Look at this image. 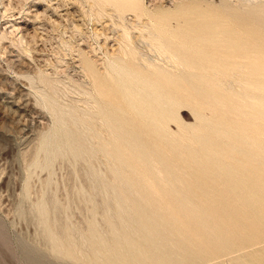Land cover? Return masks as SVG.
Listing matches in <instances>:
<instances>
[{
	"label": "rangeland",
	"instance_id": "374dc122",
	"mask_svg": "<svg viewBox=\"0 0 264 264\" xmlns=\"http://www.w3.org/2000/svg\"><path fill=\"white\" fill-rule=\"evenodd\" d=\"M263 3H264V0H251V1L250 0H134V4L135 5L138 4L135 7L136 9L132 7L131 8L126 7L124 10H119L116 6H113V5H105V4L102 5V3H100L97 0H0V264H28V260H27L28 256L26 258L27 252H29L30 254H35V256L38 255V257H40L41 260H44L42 261L44 264H91V263L92 264H99V263L102 264V262H106L107 260L106 254H110L111 252L113 255L110 254L109 264H113V263L122 264L121 260L118 259L120 255L115 251V249L117 248V247L115 248L116 246L115 240L117 239L115 236H117L118 233L121 230H123V229L120 230V228H122L121 226H124V229H126L128 225L135 226L134 228L138 227L139 228L138 230L141 233L143 231L144 232L150 231L152 227L153 228L151 232L155 231V233L162 230L161 232H159L160 234H162L165 230L166 233H169V234L173 233L172 236H175V238H172V239L174 240L176 245L179 243L177 246H175L172 240L171 242L174 246L172 244H170L172 246H169L168 242L166 243L165 240L163 242L162 240L163 236L161 235L162 239L160 241H162L163 243L161 242L159 246L152 248L153 251L152 250L151 251L153 253L151 252V256L149 255L150 257L147 258L144 264H151V263L152 264L153 263L154 264L155 263L156 264H170V263L171 264H264V231H262L264 230V228H260L264 226V223H262L264 222L263 221L264 220V216H263L264 215L263 214L264 213V198H263L264 182L262 183L261 179L256 177L258 176L257 171L259 168L257 167V165L260 162L259 163L253 162L255 158L253 160V155H250L253 152L249 151L250 152L249 155H244L248 151V149L249 150H253V149H250L245 145H243V148L242 146H240L242 150L241 148H238V147H234V149H231L233 148L231 147L230 149L232 151L237 152L233 155H231L233 152H230L231 153L230 154L229 151L228 152L226 151L227 150L226 149L222 153V156H225L224 162L226 164L222 160H220L221 165L219 164L220 166H218L217 162H219V159H222V158L221 157H219L218 159L213 158L211 159L212 161L208 160L212 157L208 156L209 153L208 155H206L205 151L207 150H206L205 144L202 143L204 145V147H202V144H200L201 145L200 146L198 143H196L199 141L198 139H201L199 138L200 137L199 135L206 136L205 134L207 133L208 136L206 137H211L216 131H225L224 125L222 126V124L220 123V126H219L218 119H217L219 116H217L218 114H216V111L214 109H211L210 105L213 103V101L217 99V97L221 98L224 95L226 96L228 94L227 92L234 93L237 89V92H235V94L236 93L238 94L239 93L238 91H240L238 90V88H236L235 90L229 89L230 91H227L223 95L224 92H222V89L224 91V87L227 88V86L221 83H227L228 81V77L224 78L225 75L227 76V72H225L227 70L225 66L226 62L224 60L226 57H225V54L224 55L220 54L221 56L223 55L225 57L224 59H221L223 58V56L221 57L218 54L220 51L217 52L216 50H212V49H216L214 47H217V45L214 43L213 40L211 42V38L215 39L216 36L220 35L219 33L224 31V29L223 30L221 29L225 28L224 23L226 21V17H225L226 15L224 14L227 10L231 9L234 11H240L242 9L244 10L243 8L244 6H245V9H247L248 7H250V5L251 7L252 5L259 6V5H264ZM247 5L249 6L246 8ZM163 13L165 15H162ZM203 14L206 15V17ZM165 16L166 18L168 17L167 21H165L164 23L166 26L161 27V24H158V23H163L162 19L160 18H163ZM175 16H177L178 18H175ZM209 17H212V18H209ZM223 17H225V19ZM200 18H203V19H200ZM206 18L207 20H204ZM197 21H202V22L197 23ZM200 23L202 25H200ZM215 23L216 24L219 23L218 25L221 24L220 26H224V27L220 28V27L214 26V28H212L213 24L216 25ZM218 28H220L221 30L220 32ZM208 29H211V31ZM214 30L217 31L218 33L213 32ZM153 32L156 34H154ZM212 32L213 34H211ZM204 33L206 34V36ZM198 35L201 38H199ZM214 35L216 36L214 37ZM155 37H158V39L163 37L162 38L163 40L162 39L161 40L165 42V45H167L166 47H171L173 48L175 52L177 51L176 52L177 56L176 57L173 56L172 58L171 57L172 55L164 53L165 51L162 50L163 49L162 46H160L158 39H156ZM216 41L218 40H215V42ZM221 42L219 43L221 44ZM210 43L214 44L213 47L211 46L212 44L210 45ZM219 46L220 45H218V47ZM210 47H212V49H207ZM209 50H212L213 51L212 53L214 52L217 53L216 56L213 54L214 58H212L213 55H211L212 57L208 56V54L210 55V52H211ZM130 52H133V54L135 53L136 54L133 55ZM207 56H208V59H205V60L206 61L208 60L207 62H209L210 64L208 63L207 66H205L203 64L207 62L203 59L206 58ZM218 56L221 58H219ZM216 57L218 58V60H214V59H217ZM180 59L182 62H185V61L186 62L185 63L179 62ZM219 59L223 61L218 62V65L217 64L214 65L215 61L216 62L220 61ZM211 60H214V61L211 63ZM195 62H198L200 64H202L203 62L205 63H203L202 66L198 64V67H197L198 69H196L195 65H197V63ZM181 63H182V66L178 65ZM191 63L194 65V66L192 65L193 67L189 65ZM221 63L222 65H220ZM186 64L189 65L188 70L190 69V67L194 68L193 72L196 70L200 71L202 69V68H199L200 66L201 67L205 66L206 68L209 66L208 69H210L211 71L209 70V73L208 72L207 73L210 74V72H212L213 70V72L210 75L211 77L212 76L214 77L213 79L217 78V77L215 78V75L216 76L219 75V79L217 78L216 82H220L221 87L214 88L213 86V90L212 89L211 90L213 92L215 91V89L217 90L214 93L211 91V92H208L207 94V91L203 92L205 87L200 86L201 89H199V87L197 88L196 85H195L196 87L195 88L191 84L190 85L189 84L186 85V83L184 84V82L186 81L192 82V81L197 80L198 78V77L189 75L190 73L187 72L188 66L185 67ZM114 65L117 68L114 67ZM123 65H125L126 70L129 73L126 72V70L121 71L123 70V68H121V67H124ZM127 65L131 71L128 70L129 68L127 67ZM216 66H219V67H216ZM220 69L221 71H223L222 72L223 75H221L222 73L220 74L219 72ZM148 70H150L151 72ZM156 70L159 72L161 70L160 72L162 75V76L160 75L162 77L161 79H158L160 76L156 78L153 77L154 76L153 74L155 73ZM162 71H164L166 78L171 77L170 79L172 80V82H174L173 80H176L175 82L177 81L180 82V80L181 81L183 80L181 82L182 84L178 82L179 90L177 89V86L174 87V85H176L177 83L171 86L169 83H168L169 85L167 83H166L167 85L164 83L166 80L165 81L162 80L164 77ZM189 71L191 72L192 70L190 69ZM109 72H111V74ZM140 72L142 73L146 72V73L144 75ZM198 73L203 74V71L198 72ZM148 75L150 76L152 75L153 78L158 79V83L153 82L152 77H151L152 79L150 80ZM142 76H146V78L148 77V79L146 81H143L141 78ZM138 77L141 78V79L139 78L141 83H138L139 82ZM136 78H137V81H136ZM136 82H137V85H134L136 84ZM128 84H130L131 87ZM180 84L186 85V86L182 87ZM247 86H245L246 89L241 92L242 94L240 93L239 95L246 96V94L253 93L251 87L248 86L251 89L250 90L249 88H247ZM200 90L201 91L203 90L202 91L203 93ZM205 90H208V89H205ZM181 92L183 94H181ZM256 93L259 94L258 92H255V94L254 93L253 94L256 95ZM214 95H216V97H212ZM260 95L262 96V94H259L258 96ZM156 98H158L161 102H159V100ZM187 100L190 102H188ZM208 102L211 104L209 105ZM194 105L197 107V109L195 108ZM209 107H210V111L208 109ZM158 112L159 113L161 112L163 115H160ZM106 113L113 120L112 127L115 128L117 131H119L118 129H121L119 131V134H116L120 142L118 146H120L121 144L126 147L125 150L128 148L127 149L129 150L128 153H130L131 155H132L131 150L133 148L132 150L134 153L133 155L136 158L135 157L133 158V155H132V158L130 156L128 157H130L131 159H134L132 160L134 162L138 161L139 154L141 155V153H145L142 150L147 151V152L152 151L151 152L152 155L154 157L156 156L155 158H158L156 159L157 161L159 159L163 161L164 159L162 156H160L161 154L160 152L165 151L166 148L168 149L171 145H172L171 148L168 149L171 155H173V152L175 153L177 152L178 154L180 153L179 151H175L176 149L173 150L172 149L173 147H178L177 148L178 150L179 149L182 150L184 148L188 149L189 147H191V149L190 148H189L190 150L186 149L187 153L184 152L185 149L182 150L184 152V155H186L185 156L186 158H182V159L180 158L181 155H178L177 153L174 155L175 156L177 155V157L180 156L179 158L177 157L174 158L170 154L167 156V150L165 151V153L163 152V155H165L164 157H166L163 163L165 164L167 162L165 164L167 166L164 165L165 167L160 162L163 166L162 169L165 168L163 170L162 169L156 170V169H159L161 165L159 166L158 164H156V162L154 165L152 163V159H150V161L148 159L149 162L146 160L148 164H146L145 162L141 163V161L139 160V162H137L136 165H134V163L131 162V159L129 158L130 162L133 163V167L136 166L135 170L131 169L133 168L132 164L125 158L126 156H123L122 160H125L126 162L128 161V164L129 163L131 164V165L129 164L131 168L128 166L129 169H127L128 164L125 161H122V160L120 161L122 157L121 153H124L125 155L126 154L130 155L127 152L125 153V150L122 151L121 150L122 148L120 149V147H123V146H120V147L116 146L115 148L116 151H112L113 152L112 154L114 155L113 156L114 160L112 159L113 162L109 160L108 157H105L106 155L105 152L102 153V148L104 149V151H105V148L107 149L106 151H108V150H112L115 147V145H117V143H115L114 140H112V137H108L109 133H107L108 131L105 127V124L110 126L109 125L110 123L108 122L107 119L102 118V116L104 117V115H107ZM153 113L156 114L158 117L160 116L162 120L164 119V116L166 117L164 120L167 119L168 115L170 117H168V121L166 120L164 122L163 120L164 123L162 121H159L156 118H153V119L158 120L159 122H162V123H159L156 121L157 122L156 123L154 122L155 121L154 120L153 121L154 123H153L151 122L152 117L154 116ZM173 113L176 116V118H172ZM123 115H125L126 117ZM157 116H154V117H157ZM128 119H130L131 121L129 122ZM177 119H178V123H175ZM101 120L103 121V123H101L102 122ZM210 120H213L211 121L213 123H211ZM214 122L215 123L217 122L218 125H215ZM131 123L134 127L131 126ZM209 123L211 127L214 128V130H212V128L209 129L208 127H206L209 125ZM115 125L119 128L115 127ZM179 125L180 126L182 125L181 126L182 128ZM197 125H199L200 127L198 126V128L196 129L195 127H197ZM158 126H160L159 128L161 127L162 128L165 127V128H163V130L161 128L162 130L161 131L158 128ZM185 126L188 129L185 128ZM192 127L195 130H193ZM133 128L137 129L136 132L134 131ZM183 128L187 129L188 133H185L186 130L184 131ZM199 128L201 130H198ZM205 128L209 129L210 131L208 130L206 132L207 129L205 130ZM125 130L128 132V134L125 133L126 132ZM211 130L214 131L212 132L213 134L211 133ZM158 131H161V132H158ZM166 131H168V133ZM198 131H201V132H198ZM202 131L205 134H201ZM91 132H92V135L93 134L95 135V133H98V135L97 134L95 135L96 137L93 136L95 137V140L92 141L93 143H91L90 141ZM181 132H183V134ZM190 133L191 134L193 133L195 135L198 134V137H196L195 139L193 138L194 135L193 137H191L192 135L190 136ZM164 134L168 136L166 137ZM170 134L172 135L170 136ZM209 134H211V136H209ZM102 135L103 136L105 135V136L102 137ZM98 136H101V137H99L96 140ZM147 136H149V139ZM156 136L158 137L160 136L159 138L162 139V142H160L159 145H157L159 142H155V141H159V139L157 140ZM87 137H90V138L88 139ZM153 137L156 138V140ZM183 137L187 139V141L184 140L186 142L183 141L184 139ZM189 137L191 140L189 139ZM263 137L260 138V141H262L261 139H264ZM134 139L136 140V142L139 141V143L138 142L136 143ZM150 139L151 141L153 140L154 141L151 142ZM192 139L197 140V141H192ZM98 140L100 141L99 143L101 145L100 146L101 148L99 147ZM105 140L108 145H102L104 144ZM110 140H112L113 142ZM130 140H131V144H130ZM208 140H210V138ZM108 141L111 144H109ZM199 142L201 143L203 141L200 140ZM152 143L154 144L156 143V144L154 145ZM162 143H164V145H161ZM165 143H166V146L168 145V147L165 146ZM135 144L140 145V147L138 148L140 149V151L136 148V146H134ZM193 144L194 146L197 145V148L194 147ZM206 144H210L209 141ZM181 145L186 146V147L183 148L181 147ZM109 146L112 148H110ZM263 146L264 144H262V147ZM161 147L162 148L164 147V148L162 149ZM85 148L86 149L90 148V150H88V153L90 152L92 154L89 155L90 153L88 154ZM99 148L101 149V151ZM158 148H160V150H158ZM224 148H228V147L225 146ZM236 148L238 149L236 150ZM80 151L84 153L82 152L80 153ZM238 151H240L243 154H240V152L238 153ZM225 152H227L228 154L226 153L227 155H224ZM199 153L200 155H197ZM204 153L206 156L203 155ZM86 154H88V156ZM115 154H117L116 156L118 157L119 161L118 160L116 161L115 158L117 157H115ZM118 154L120 157L118 156ZM158 154H159V157L157 156ZM195 155L197 156L198 161L195 160L196 158ZM236 155L238 156V158L239 156L242 157L243 155H244L243 157L249 156L248 158L251 161L249 162L250 164L247 161H245V159H248L246 157L244 158V160H243V157L239 159L237 158L238 160H236L235 158L237 157ZM192 156H194L193 157L194 160L191 161V165H190L189 160L191 159ZM199 156L200 158L203 157L204 160L202 158L200 159ZM226 156L231 157V158L232 156H234L233 159H235L236 164L233 159L230 158L231 159L230 160ZM146 157L148 158L149 156H146ZM167 157L168 159L170 157L169 159L170 161L167 160ZM136 159L137 161H135ZM172 159L173 160L176 159V160L173 161ZM240 160L245 161V162L243 161L242 162L247 166L243 167L244 164ZM124 162L126 163V166L125 164H122ZM176 162H177V165L180 163L179 164L180 167L178 165V169H176L177 165L173 164ZM199 162L201 163V167H200ZM206 162L209 168L213 164V166L215 167L214 169L213 167L211 168L213 169V171L209 170V168L206 167L207 166ZM210 162H213V163H210ZM110 163L111 164L113 163V164L111 165ZM115 163L121 165V167L123 165L124 167L118 168L117 164H116V167H113ZM139 163L141 164L144 163V165L146 164V166L142 165L141 167L139 166ZM149 163L153 166L149 165ZM157 163H159V161ZM182 163L185 164V165L183 164L185 166V169H183L184 167ZM193 163L199 166L195 167ZM239 163H242L243 168L240 167L241 165H238ZM256 163L257 165L255 166ZM169 164H170V170L168 167ZM172 164L175 166V168ZM147 165L151 166L152 168L148 167ZM181 165L183 168L181 167ZM232 165H236V166L232 167ZM250 165L252 167V171L254 173L257 172L256 176H254L255 174L252 171H249L251 169ZM110 166L111 168L113 167L112 170L109 169ZM193 166L195 167V170L191 171ZM143 167H145L144 169H147V171H144ZM186 167H187V170H186ZM218 167L219 169L221 168V171L222 169H224V171H222L224 172V174L222 173L221 175L220 171L216 173L218 170L216 168ZM228 167H229V170L226 169ZM123 168L124 169L126 168L125 169L126 171H124ZM138 168L139 169L141 168L144 172L150 173V175H153L151 176L152 178L150 179L153 181V178H155L154 180L156 182L155 181L153 182L155 186L157 184L156 187L158 191H161V188L163 186L164 189L162 188V191L163 190L165 191L167 189V192H165L167 195H169L168 192H171L170 199L174 200V202L173 201L171 202L172 206L173 204L179 201L180 205L181 204L183 205V202H184V205L186 206V204L188 203L187 207L189 206V208H192L193 206H195L192 210H194L197 207L195 211L196 213L198 211V213L195 216L198 219H196V217L194 216V214L196 213L191 212L192 210L191 209L189 210L187 207L186 209H188L191 212V216L188 215L190 214V212L185 211L186 209L184 210L186 213H183L184 211L182 209V206H178L179 203H177L178 205L175 204V206H177V208L176 207L175 208L178 209L177 211L175 208H174L175 211L168 208V207H171V205L169 204L170 202L169 203L165 202L164 199L166 201L168 200L170 201V199H168L169 196H166V194H163L164 191L160 193L163 195V197H161V200L164 201L163 203H165V205L168 204V206L163 205V207L164 206L165 207L164 208L161 207L162 206L161 204L163 203L159 200L158 198L159 195L154 194V199H158L156 201H160L159 203L161 206H157L158 204L156 203V201L154 200L152 201L151 199L153 196L152 191H150L152 196H148L150 194V193L148 194L149 187H147L146 189V185L144 183V178L146 174L143 173L142 170L141 169L139 170ZM188 168L190 169L189 173L188 174L186 173V175L183 174L185 172H188ZM149 169L152 171H149ZM180 170L182 172H180ZM238 170L240 171L239 173H238ZM241 170L242 172L243 171H247V172H243L242 174ZM254 170H256V172ZM131 171L132 172L134 171V172L131 173ZM159 171H162V174ZM111 172H113V175L111 174ZM122 172L124 174L126 173L125 176ZM135 172L139 173L138 174L139 176L142 174L141 175L142 178L144 177L143 180H141L142 178L140 179V177H138V180H137V173ZM171 172L173 173V175ZM210 172L216 173L215 175L214 173H212L213 178L211 177V175L210 176L206 175V174H210ZM229 172H232V173L228 174ZM134 173L136 176L131 175ZM225 173L228 174V176L225 175ZM251 173L253 174V178H252ZM194 174L198 176L195 177ZM219 174L221 177L218 176ZM241 174L243 176H241ZM126 175H129L127 176L128 182L126 181V178H127ZM171 175L172 176L176 175L175 176L176 180L178 181L180 180V182H177L175 178L174 179L171 178ZM216 175L221 179V181L224 180L225 182L226 181L227 182L226 183L219 182L220 179L217 180ZM223 175L226 176V178L223 177L222 179ZM118 176L120 177V179L121 178L123 179L124 177H126L123 180L126 183L121 184L123 181H121L122 179L121 180L118 179L119 178ZM191 176H193L192 179L190 178ZM199 176L200 177L204 176L205 178L203 177L202 178L203 180L201 179V182H200L198 181ZM200 177H199V180H200ZM208 177H211V178L209 179ZM229 177L230 178L232 177L231 181L234 180L233 183L231 184H230V181L227 180ZM255 177L257 180L255 179ZM163 179L165 180L172 179L170 183L171 184L173 182L174 183L172 185L170 184L171 185L170 186L168 185L169 181H165ZM188 179H191L189 180L190 182L189 181L187 182ZM212 179L213 180L216 179L217 181L216 180H215L216 182L213 181L215 182V184L210 185L209 183H211ZM238 180L239 181L241 180V181L239 182ZM183 181H185L186 185L184 184ZM202 181L205 183H203ZM118 182H120L119 185L121 184L122 186L120 185L119 187ZM129 182L132 184H128ZM157 182H160L161 184L158 185L159 183ZM218 182L220 184L224 183V185L228 184L229 185V186L227 185L228 189L223 188V187H226L223 184H222L223 187L222 186L219 187V185L216 184ZM141 183H144V184H141ZM182 183L185 185V187ZM189 184H192V185H189ZM203 184L205 185L203 186ZM207 184L211 187L209 188L205 187ZM257 184L260 187H257L258 186ZM143 185H144L145 190L143 188ZM179 185L181 186L183 185L181 188L184 187V189H187L186 188L187 186L190 189L193 186L197 189L196 186L199 185L197 189L199 192H197L195 188H192V190H195L194 195L200 194L199 196L201 199L200 200L198 199V201H195L194 203V201L192 200H197V199H194L195 197L193 195H186L185 193H182V191H180V188H178ZM236 185L240 187H237ZM123 186L129 189L126 188V190H124ZM158 186L160 187L158 188ZM254 186L259 191V193L257 194H260V192H262L261 197L257 195L258 197L263 198V200L261 199L260 201L261 203L259 202L260 200L259 198L257 200L255 197H253V195L256 196L255 195L256 193L254 194L253 192V191H256ZM134 187L137 190H135ZM140 187L143 188V190ZM203 187H205L206 189H204ZM130 188H131L132 194L130 193L129 196H132L135 193V196L133 197L136 198L135 201H137L138 203H134V199H132L133 197L128 198L129 196L127 195V193H125L127 192V190H129L128 192H130ZM246 188L249 190H246ZM258 188L259 189L261 188V189L259 190ZM138 190L140 191V193H138ZM218 190L221 194L219 192H218L219 194L217 193ZM250 190H251L250 193L253 192V194L249 197ZM179 191L181 192V194H178ZM145 192L147 193V196L144 195ZM172 192L174 194L177 193L179 196L175 195L177 196V198L174 197V194H172ZM196 192L199 194H197ZM204 192L206 193V196L207 194L210 196L211 193H212V196L206 197L204 196L205 194ZM239 192L242 194L239 195ZM119 193L123 194V196H125V194L128 196V197L125 196V198L122 199L123 200L122 202H124L122 203V206H121V201H119L118 196H120V198H123V196L120 195ZM213 193L215 194L213 195ZM222 193H223V198H225L226 201H224L225 199L220 200L221 198L220 196H222ZM233 193L235 194L238 193V195H235ZM201 194H203V196H201ZM185 195L187 197L189 196L188 197L189 200L187 199ZM226 195L228 197H226ZM242 195H244L243 199L241 198ZM112 196L114 198L116 197L115 198L116 200H114ZM238 196H240V198H237ZM138 197L140 198L142 197V199ZM147 197L151 200L148 201L149 199H147L146 201ZM202 197H204L203 199H205L206 201L201 202L203 201ZM231 197H234V198H231ZM235 197H236V200H235ZM248 197L252 199H249ZM180 198L184 199L185 201L187 200V202L185 203V201L183 202L180 201L182 200ZM196 198H198V196H196ZM228 198L232 200L230 199L228 200ZM253 198L255 199V202L253 201L254 200ZM128 199H130V201ZM177 199L178 201H176ZM233 199L235 200L234 202H233ZM116 201L118 202L116 203ZM131 201H133V203ZM150 202L151 204L153 202L151 206L154 205V202L155 204H157V205H154L157 208H155L154 206L152 207L153 209L151 208L153 211L148 207L149 206L148 203L150 204ZM196 202H198L197 204L199 206L196 204ZM205 202L208 204H204ZM216 202L218 204H216ZM245 202L247 203V205ZM256 202H259L258 206L260 205V207L256 205ZM130 203L133 206H131ZM189 203H192V204H189ZM141 204L144 205L145 208ZM230 204L231 206H229ZM136 205L138 208L135 207ZM139 205L141 206L139 207ZM202 205L208 206V208L206 206V210L209 208L211 209V210L209 209L208 212L212 216L207 215V211H205V208H204L205 206L202 207ZM219 205L221 208L218 207ZM225 205L229 209H227ZM249 205H251L252 207ZM254 205H256V207H253ZM134 207H135V210L131 209ZM158 207L163 208V209H159V211L161 210L160 213H158L159 212ZM232 207H234L233 209H235V207L238 208V209L237 208L235 209V212L236 211L239 212L240 211L239 209L241 207L240 213L245 211L242 209H246L247 212L245 213L243 212L244 213L243 216L245 215V218H243V216L238 212L237 213L240 215L237 216V214L233 212ZM249 207L252 208L253 210L249 209ZM256 208L260 209L261 211L259 212V210H257ZM138 209L141 210L142 213L140 211L138 212L141 215L145 214V216L144 215L141 216L137 212ZM146 209H150L151 211L150 210H147V211L148 212L150 211L153 214L148 213L147 211L145 212ZM164 209L168 211L171 210L172 214L177 213V212L178 213L174 216V214L173 215L170 214L171 211L170 212L167 211L166 213L168 215L167 216L166 214H163L165 212ZM154 210H156L157 212ZM180 210H181V215H182L181 218H184L183 221H181L182 219H180L179 221V218H180L179 211ZM203 210H204V213L206 214L203 213ZM127 211L129 212L131 211V212L130 213L128 212L129 214L127 213L128 214L127 215L126 214ZM135 211L138 214L133 213ZM200 211L202 213H199ZM154 212H156L158 215L155 214ZM227 212L231 214L228 215ZM131 214L132 215L136 214V215L131 216ZM146 214H148L147 216L151 215L149 216L151 219L150 218L148 219ZM154 214H155V217H152L154 216ZM184 214H187V215H184ZM125 215H127L126 217L128 218H126ZM163 215H166V216H164L163 218ZM231 215L233 216L231 217ZM129 216H131L132 218ZM192 216L194 220L191 218ZM221 216L222 218L225 217V220H227V218L229 217L228 219L229 221L231 220L230 222L231 226H233L234 224L237 225V226L234 225L235 227L234 226L232 227L235 232H233L232 229L226 230V228L225 229L223 228L222 230V231L225 230L224 232L226 234L229 232L227 235L228 236L232 235V238L231 237L229 238L228 236H226L224 232L219 231L221 227L220 228L218 227L219 229L217 228V226L219 225L218 222L222 223L224 221V223H228V220L226 222L225 220H223L224 218L221 219ZM123 217H125L126 220L131 218L130 221L135 220V222L133 223L131 221V223H129V220H128V223H127L125 221V218ZM143 217L146 219H144ZM156 217L159 218L160 221ZM170 217L174 220L172 221ZM202 217L203 219L205 218L208 219V220L205 219V221L208 223L204 227H208L207 230L210 229V231L209 230L207 231L205 228L203 230L205 234L201 233V235L197 234V236L196 235L192 236L191 232H188L190 231L188 230L189 227L192 226L194 223H197L198 221L202 220L200 219ZM122 218L124 219L123 221L120 220ZM175 218H176V221H175ZM188 218L191 220H188ZM167 219H170V220L168 221ZM240 219L241 221H239ZM243 219L244 220L247 219V220L244 221ZM140 220L143 222H141ZM156 220H158V222ZM192 220L194 221L193 223H192ZM216 220H217V223H216ZM234 220H235V223H234ZM153 221L155 223V226L157 225L158 228L157 227L155 228L154 224H152ZM170 221L172 223H169ZM245 222L250 223V224H247L248 226L244 225ZM165 223L168 225L170 224L171 226L169 227ZM177 223L178 224L180 223L181 225L184 223L182 225L183 229L179 228V226L181 227V225L179 224L178 226ZM240 223L242 225H239ZM150 224L152 227L150 226L148 227V225ZM210 224L213 225L212 230H211V227L209 228V226H211ZM250 225L251 227H249ZM242 226H245V227H242ZM237 228H240L241 231H239V229ZM248 228H251L252 230ZM115 229L116 231L117 230H120V231L119 232L117 231L116 232L117 235L115 233V236H114ZM245 229H247V231ZM183 230L184 232H186L185 234H183ZM171 231L172 233H170ZM248 231L249 233H247ZM209 232L210 234H207V235H210V236L207 237L206 233H209ZM219 232H220V235H219ZM243 233L245 235H242ZM253 233L256 235L257 233L258 235L259 234H262V235H260L259 237L258 235L257 236L255 235L256 238L258 237V239H256L254 235H252L254 238L251 236V234ZM174 234H178L179 236L177 235L178 237H176V235ZM246 234L248 237L246 236ZM222 235L224 236L222 237ZM180 236H182V239H184V241L180 238ZM198 236H201L200 239ZM195 237L197 240H195ZM220 237L221 239H219L218 241V238ZM227 237L228 239L225 240ZM206 238H209V239H206ZM222 238H224V240ZM83 240L85 242H81ZM98 240L101 243H104L102 247L103 249L98 248L99 244L98 245L96 243L93 244L94 242H98ZM203 240L204 242H207V245H205ZM188 242H190V244H188ZM66 243H70L72 246H74L75 243L77 244L76 247L74 246V248H77L74 253H73V250L69 249L68 251V249H66L70 245ZM81 243L83 244V248L80 246L82 245ZM104 245L106 246V248L109 247L110 252H108V248L106 249ZM208 245L211 246V248ZM182 246L185 248H183ZM172 247H174L176 250L173 249ZM176 247L178 249L182 247L180 251L182 250L183 251L180 252L179 250H177ZM192 247H195L196 251H194L195 249ZM79 248H81V251ZM97 248L99 250L101 249L105 250V252L104 251L102 252L103 254L102 257L100 255L97 256L99 260L98 258H96V255H97L96 253L97 251H99L97 250ZM60 249L62 250V252ZM141 249L143 251L145 250L147 252L149 251V249L147 248V246L145 247V245H141ZM214 250L215 251L217 250V251L215 252ZM177 251H179V253ZM158 253H159V256H158L159 258L157 257ZM162 254L166 256V258H164ZM100 257L102 258V260L104 258L105 259L102 261ZM114 258L116 259L112 261ZM91 259L92 261H90ZM149 259L153 261L149 263L148 262ZM156 259L157 260L160 259L162 262H159V263L155 262L157 261Z\"/></svg>",
	"mask_w": 264,
	"mask_h": 264
},
{
	"label": "bare ground",
	"instance_id": "6f19581e",
	"mask_svg": "<svg viewBox=\"0 0 264 264\" xmlns=\"http://www.w3.org/2000/svg\"><path fill=\"white\" fill-rule=\"evenodd\" d=\"M97 1H99L100 3H102V5L103 4H105V5H113V6H116L119 10H124L126 7H132V8H135L137 5H135L134 4V0H97ZM251 1V0H250ZM248 4V3H247ZM259 4V3H258ZM264 4V3H263ZM249 5H247L246 6V8L248 7ZM243 7V6H242ZM244 8V10L242 9V10H240V11H234V10H231V9H229V10H227L226 12H225V14L224 15H226L225 17H226V21H225V28H222L221 30H223L224 29V31H222L221 33H219L220 35H218V36H216V35H214V37H215V39H212L211 38V42H212V40L214 41V43L217 45V47H214V48H216V49H212V47H213V43H210V45L212 46V47H210V48H207V49H212V50H216L217 52H219L218 54L220 55V54H225V57L223 56V58H221V57H219V58H221V59H224L225 60V66H226V71L225 72H227V76L225 75L224 76V78L226 77H228V81H227V83H221V84H225V86H227V88H225L224 87V91H223V89L222 88H220V89H222V92H224L223 93V95L227 92V91H230V90H235L236 88H238V90H240V91H238L239 93L237 94H235V92H237V89H236V91L234 92V93H229V92H227L228 94L225 96H222L221 98H218L217 97V99L215 100V101H213V103L211 104V103H209V105H210V107H211V109H214L215 111H216V114H218L217 116H219L217 119H218V123H219V126H220V123L222 124V126L224 125L225 126V131H216L214 134L212 133V132H214V131H212V130H214V128L213 127H211V125H210V123H209V125L208 126H206V127H208L209 129H211L212 128V130H211V133L213 134V136H211V134H209V136H211V137H206V136H208L207 135V133L205 134V133H203V131H202V133L201 134H205L206 136H203V135H199L200 137L199 138H201V139H198L199 141L201 140V141H203V142H196V143H198L199 145L200 144H202V143H204L205 144V147H206V150L207 151H205L206 152V155H208V153H209V155L208 156H210V157H212V158H210V159H208V160H211V159H218L219 157H221L222 159H219V162H217L218 163V166H220L221 164H220V160H222L223 162H224V159H225V156H222V153L224 152V150H226L227 152L229 151V153L230 152H233L231 155H233V154H235V153H237V152H234V151H232L231 149H234V147H238V148H241L240 146H242V148H243V145H245V146H247L248 148H250V149H253V150H249L248 149V151L244 154V155H249V151H251V152H253L252 154H250V155H253V160H254V158H255V160L253 161L254 163L255 162H257V163H259L258 165H257V163L255 164V166L257 165V167H259L258 168V176H256V174H257V172H256V170H254L256 173H254L253 171H252V167H251V165H250V167H251V169L249 170V171H252L255 175L254 176H256V177H258L259 179H261V181H262V183L264 182V146L262 147V144H264V139H261L262 141H260V138L261 137H263L264 136V5H252V7H251V5H250V7H248L247 9H245V6L243 7ZM136 9V8H135ZM138 9V8H137ZM239 9H240V7H239ZM196 11V10H195ZM225 11V10H224ZM183 12V11H182ZM187 12V11H186ZM204 12V11H203ZM177 13H179V12H177ZM199 13H201V12H199ZM180 14H181V12H180ZM162 15H165L164 13L162 14ZM204 15V14H203ZM156 16H158V15H156ZM187 16V15H186ZM193 16V15H192ZM191 16V17H192ZM205 17H206V15H204ZM204 16H202V17H204ZM210 16V15H209ZM160 17V16H159ZM182 17V16H181ZM188 17V16H187ZM189 17H190V15H189ZM208 17V16H207ZM213 17V16H212ZM212 17H209V18H212ZM225 17H223L224 19H225ZM175 18H178L177 16H175ZM194 18V17H193ZM197 18V17H196ZM199 18V17H198ZM209 18H208V20H209ZM160 19H162V22L163 23H158V24H161V27L163 26H166L164 23H165V21H167V19H168V17L166 18V16L165 17H163V18H160ZM170 19V18H169ZM200 19H203V18H200ZM204 20H207V18L206 19H204ZM183 21H185V20H183ZM190 21V20H189ZM212 21V20H211ZM220 21V20H219ZM224 21V20H223ZM159 22H161V21H159ZM196 22V21H195ZM195 22H193V23H195ZM199 22H202V21H197V23H199ZM204 22V21H203ZM205 22H207V21H205ZM213 23V22H212ZM220 23V22H219ZM218 23V24H219ZM216 24V23H215ZM218 24H216V25H214L213 24V27L212 28H214V26L216 27H224V26H220V25H218ZM198 25V24H197ZM200 25H202L201 23H200ZM160 28V27H159ZM211 28V29H212ZM220 28H218V30H219V32L221 31L220 30ZM161 29H163V28H161ZM211 29H208V30H210L211 31ZM215 30H217V29H215ZM213 31V32H215V33H218L217 31ZM209 31V32H210ZM166 32H168V31H166ZM200 32H201V30H200ZM205 32V31H204ZM207 32V31H206ZM213 32L211 33V34H213ZM154 33V32H153ZM154 34H156V33H154ZM162 34H163V32H162ZM173 34V33H172ZM176 34V33H175ZM205 34V33H204ZM207 34H209V33H207ZM153 35V34H152ZM157 36H158V34H157ZM161 36H163V35H161ZM175 36V35H174ZM199 36V35H198ZM203 36V35H202ZM205 36H206V34H205ZM160 37V36H159ZM167 37V36H166ZM213 37V38H214ZM156 39H158V37H155ZM163 38V37H162ZM162 38H160V39H158V42L160 43V46H162V50L163 51H165L164 53H166V54H170V55H172L171 57L173 58V56L174 57H176L177 56V51L175 52L174 50H173V48H171V47H166L167 45H165V42L164 41H162L163 39ZM199 38H201L200 36H199ZM209 38V37H208ZM162 39V40H161ZM167 39V38H166ZM155 40V39H154ZM173 40V39H172ZM215 40H218V41H216L215 42ZM220 40V41H219ZM175 41V40H174ZM199 41V40H198ZM206 41V40H205ZM210 41V40H209ZM223 43H222V42ZM201 42V41H200ZM199 42V43H200ZM207 42V41H206ZM206 42H205V44H206ZM219 42H221V44L219 43ZM156 44V43H155ZM196 44V43H195ZM203 44V43H202ZM224 44V45H223ZM159 45V44H158ZM172 45V44H171ZM209 45V44H208ZM218 45H220L219 47H218ZM155 46H157V45H155ZM181 46V45H180ZM206 46V45H205ZM207 47H209V46H207ZM160 48V47H159ZM204 48H206V47H204ZM222 48V49H221ZM189 49V48H188ZM159 50V49H158ZM194 50V49H193ZM204 50V49H203ZM212 50H209V51H211L210 52V55L208 54V56H211V55H215L216 56V54L217 53H212L213 51ZM221 50H222V52H221ZM192 51V50H191ZM205 51V50H204ZM208 51V50H207ZM193 52V51H192ZM130 53H132L133 54V52H130ZM135 53V52H134ZM162 53V52H161ZM136 54V53H135ZM135 54H133V55H135ZM205 54H207V53H205ZM127 55H129V54H127ZM201 55V54H200ZM214 55H213V57L212 58H214ZM181 56V55H180ZM208 56L206 57V58H204L203 60H205V59H208ZM136 57V56H135ZM134 57V58H135ZM168 57V56H167ZM194 57H195V55H194ZM169 58V57H168ZM188 58V57H187ZM202 58V57H201ZM210 58V57H209ZM217 58V57H216ZM133 59V58H132ZM176 59V58H175ZM177 59H179V58H177ZM189 59V58H188ZM195 59V58H194ZM196 60H198V59H196ZM201 60V59H200ZM214 60H218V58L217 59H214ZM214 60H211V63L214 61ZM220 60V59H219ZM177 61V60H176ZM191 61V60H190ZM193 61V60H192ZM206 61V60H205ZM208 61V60H207ZM206 61V62H207ZM209 61H210V59H209ZM221 61H223V60H220V61H215V64L214 65H218V62H221ZM179 62H182L181 61V59H180V61ZM186 62V61H185ZM185 62H182V63H185ZM198 62H200V61H198ZM198 62H195V63H197V65H195V67H196V69H198L197 67H198V64H200V63H198ZM178 63V62H177ZM182 63L181 64H178V65H181L182 66ZM194 63V62H193ZM203 63H205V62H203ZM202 63V64H203ZM209 62H207V63H205V64H203V65H205V66H207V64H208ZM223 63V62H222ZM222 63L220 64V65H222ZM135 64V63H134ZM202 64H200L201 66H202ZM210 64V63H209ZM212 64V65H213ZM133 65V64H132ZM136 65V64H135ZM134 65V66H135ZM189 65H193L192 63L191 64H189ZM189 65H185V67H187V70H188V68H189ZM124 67H125V65H123ZM183 66H184V64H183ZM194 66V65H193ZM192 66V67H193ZM199 67V68H202L200 71H198V70H196V71H194L193 72V69L194 68H192V67H190V69L192 70L191 72L188 70L187 72H189L190 74V76H195V77H198L197 78V80H195V81H192V82H188V81H186V82H184V84L186 83V85L187 84H191L192 86H194L195 87V85H196V87L198 88L199 87V89H201L200 88V86L201 87H205L204 88V91L203 92H206L207 91V94H208V92H211L212 90H213V86H214V88L215 87H221V84H220V82H216V79L218 78L219 79V75L218 76H216L215 75V73H214V75H215V78L216 79H213L214 77L212 76H210L211 75V73L213 72V70H212V72H210V74H208L209 73V70L210 69H208V67L206 68L205 66V68L204 67ZM114 67H116L115 65H114ZM120 67V66H119ZM124 67H121V68H123V70H121V71H125L126 70V67H125V69H124ZM127 67H128V65H127ZM133 67V66H132ZM138 67V66H137ZM184 67V68H185ZM214 67V66H213ZM212 67V68H213ZM216 67H219V66H216ZM220 67H222V66H220ZM117 68V67H116ZM129 68V67H128ZM134 68V67H133ZM204 68V69H203ZM210 68H211V66H210ZM214 69V68H213ZM217 69V68H216ZM128 70H130V68L128 69ZM133 70V69H132ZM144 70V69H143ZM159 70V69H158ZM215 70V69H214ZM218 70V69H217ZM114 71V70H113ZM131 71V70H130ZM134 71H135V69H134ZM148 71H150V70H148ZM152 71H154V70H152ZM157 71V70H156ZM156 71H155V73L153 74L154 76L153 77H159L160 75H161V70H160V72L159 71H157V73H156ZM203 71V74H200V73H198V72H202ZM211 71V70H210ZM126 72H128L127 70H126ZM151 72V71H150ZM160 74H159V73ZM208 72V73H207ZM220 74L223 72V71H221V69H220ZM225 72H224V74H225ZM110 74H111V72H109ZM113 73V72H112ZM129 73V72H128ZM134 73V72H133ZM132 73V74H133ZM139 73V72H138ZM137 73V74H138ZM140 73H142V72H140ZM146 73V72H145ZM145 73H142V74H144L145 75ZM162 73H163V81H165L164 83L166 84H170V86L171 85H174V84H176V85H174V87L175 86H177V89H178V85H179V83H181L182 81L180 80V82L179 81H177V82H175L176 80H173L174 82H172V80L170 79V78H166V76H165V73H164V71H162ZM188 75V76H189ZM221 75H223V73L221 74ZM149 76V78H150V80L153 78L152 77V75L150 76V75H148ZM162 76V75H161ZM159 77L158 79H161L162 77ZM126 77V76H125ZM152 77V78H151ZM223 77V76H222ZM248 77V78H247ZM114 78V77H113ZM140 77H138V79H139ZM142 78V80L143 81H146L147 79H148V77L146 78V76H142L141 77ZM140 78V79H141ZM155 78H153L152 80H153V82H156V83H158V79H155ZM166 78V79H165ZM140 79H139V82L138 83H141L140 82ZM171 80V81H169V80ZM196 79V78H195ZM162 80H160V81H162ZM168 80V81H167ZM224 80V79H223ZM227 80V79H226ZM136 81H137V78H136ZM185 81V80H184ZM219 81V80H218ZM179 82V83H178ZM129 83H131V82H129ZM160 83V82H159ZM162 83V82H161ZM163 83V84H164ZM173 83V84H172ZM148 84V83H147ZM154 84V83H153ZM166 84V85H167ZM168 84V85H169ZM182 84V83H181ZM180 84V85H181ZM127 85V84H126ZM125 85V86H126ZM128 85H130V84H128ZM132 85H133V83H132ZM134 85H137V82H136V84H134ZM150 85V84H149ZM161 85V84H160ZM186 85H181L182 87L183 86H186ZM249 86V87H251V89H252V92L255 94V92H258L259 94H262V96L260 95V96H258L259 94H257L256 93V95H254L253 93H250V94H246V96H243V95H239L243 90H245L246 88H245V86ZM151 86V85H150ZM164 86V85H163ZM247 86V88H249ZM100 87V86H99ZM130 87H131V85H130ZM161 87V86H160ZM165 87V86H164ZM188 87V86H187ZM195 87V88H196ZM102 88V87H101ZM180 88V87H179ZM99 89V88H98ZM160 89V88H159ZM170 89V88H169ZM183 89V88H182ZM205 89H208V90H210V91H208V90H205ZM212 89V90H211ZM230 89V90H229ZM250 89V88H249ZM248 89V90H249ZM250 89V90H251ZM175 90V89H174ZM179 90V89H178ZM186 90V89H185ZM198 90V89H197ZM217 89H215V91H216ZM103 91V90H102ZM181 91V90H180ZM179 91V92H180ZM196 91V90H195ZM201 91V90H200ZM199 91V92H200ZM201 91V92H202ZM214 91V92H215ZM247 91V90H246ZM245 91V92H246ZM255 91V92H254ZM163 92V91H162ZM198 92V91H197ZM202 92V93H203ZM213 92V91H212ZM213 92V93H214ZM220 92V91H219ZM233 92V91H232ZM104 94V93H103ZM179 94V93H178ZM181 94H183L182 92H181ZM180 94V95H181ZM191 94V93H190ZM242 94V93H241ZM243 94H244V92H243ZM105 95V94H104ZM193 95V94H192ZM200 95V94H199ZM212 95V94H211ZM217 95H219V94H217ZM222 95V94H221ZM148 96V95H147ZM103 97V96H102ZM163 97V96H162ZM171 97V96H170ZM185 97V96H184ZM189 97V96H188ZM206 97V96H205ZM212 97H216V95H214V96H212ZM164 98V97H163ZM169 98V97H168ZM187 98V97H186ZM207 98V97H206ZM156 99H158V98H156ZM183 99V98H182ZM155 100V99H154ZM159 100V99H158ZM157 100V101H158ZM177 101V100H176ZM188 101V100H187ZM190 101H191V99H190ZM190 101H188V102H190ZM159 102H161L160 100H159ZM171 104V103H170ZM156 105H157V103H156ZM165 105V104H164ZM190 105V104H189ZM209 105H207V106H209ZM147 106V105H146ZM168 106V105H167ZM195 106V105H194ZM205 106V105H204ZM210 107L208 108L209 109V111H210ZM195 108L197 109V107L195 106ZM194 108V109H195ZM207 108V107H206ZM205 108V109H206ZM106 109V108H105ZM108 109V108H107ZM110 109V108H109ZM112 109V108H111ZM113 110V109H112ZM193 110V109H192ZM201 110H202V108H201ZM111 111V110H110ZM149 111V110H148ZM160 111H161V109H160ZM205 111V110H204ZM114 112V111H113ZM165 112V111H164ZM218 112V113H217ZM159 113V112H158ZM107 114V113H106ZM160 115H163L161 112L159 113ZM104 115V114H103ZM118 115V114H117ZM153 115L154 116H157L156 114H154L153 113ZM173 115H174V113H173ZM172 115V118H176V116L174 115L173 116ZM177 115H178V113H177ZM215 115V114H214ZM101 116H102V114H101ZM106 116V117H105ZM119 116V115H118ZM123 116H125V115H123ZM152 117V121L151 122H153L154 120V122H159V121H162L163 122V120L166 118L165 116H164V119L162 120L161 118H160V116L157 118V117ZM166 116H167V114H166ZM216 116V117H217ZM98 117H99V115H98ZM126 117V116H125ZM162 117V116H161ZM168 117H170L169 115H168ZM168 117H167V121H168ZM214 117V116H213ZM102 118H105V119H107L108 120V122L110 123L109 125L110 126H108L107 124H105V127H106V129H107V133H109L108 134V137H112V140H114V142L115 143H117V145H115V147L112 149V150H108V151H106L107 149L105 148V151H104V149L102 148V153L103 152H105L106 153V155H105V157H108L109 158V160H111L112 162H113V152L112 151H116V146H118L119 145V139L117 138L118 136H116V134H119V131L121 130V129H118L119 131H117L115 128H113L112 127V119H111V117L110 116H108V114L107 115H104V117L102 116ZM122 118V117H121ZM128 118V117H127ZM153 118H156V119H158V120H156V119H153ZM160 118V119H159ZM94 119V118H93ZM124 119V118H123ZM122 119V120H123ZM216 119V120H217ZM103 120V119H102ZM101 120V121H102ZM125 120H126V118H125ZM129 120V122L131 121L130 119H128ZM127 120V121H128ZM133 120V119H132ZM166 120H164V122L166 121ZM126 121V122H127ZM147 121V120H146ZM175 121V120H174ZM173 121V122H174ZM211 121H213V120H210V122ZM125 122V123H126ZM134 122V121H133ZM153 122V123H154ZM156 122V123H157ZM162 122H159V123H162ZM163 122V123H164ZM101 123H103V121L101 122ZM124 123V122H123ZM152 123V124H153ZM172 123V122H171ZM175 123H178V119H177V121L175 122ZM180 123V122H179ZM207 123V122H206ZM211 123H213V122H211ZM217 123V122H216ZM215 122H214V124L215 125H218V123L216 124ZM166 124H167V122H166ZM166 124H164V125H166ZM127 125V124H126ZM155 125V124H154ZM157 125V124H156ZM168 125H169V123H168ZM214 125V126H215ZM119 126V125H118ZM131 126H133L132 125V123H131ZM171 126V125H170ZM180 126V125H179ZM182 126V125H181ZM180 126V127H181ZM194 126V125H193ZM198 126L199 125H197V127H195L196 129L198 128ZM87 127V126H86ZM101 127V126H100ZM104 127V128H105ZM115 127H117L116 125H115ZM121 127V126H120ZM126 127V126H125ZM134 127V126H133ZM160 126H158V128H159ZM168 127V126H167ZM166 127V128H167ZM200 127V126H199ZM203 127V126H202ZM202 127H201V129H202ZM216 127V126H215ZM117 128H119V127H117ZM162 128V127H161ZM161 128H159L160 130H161ZM163 128H165V127H163ZM163 128H162V130H163ZM182 128V127H181ZM181 128H179V129H181ZM185 128H187L186 126H185ZM185 128H183V130L185 131V133H188L187 132V129H185ZM193 128V127H192ZM219 128V127H218ZM131 129V128H130ZM134 129V131L136 132V130L137 129H135V128H133ZM200 128L198 129V130H201ZM207 128H205V130H206ZM209 129H207L206 130V132L209 130ZM216 129V128H215ZM91 130V129H90ZM89 130V131H90ZM161 130V131H162ZM193 130H195L194 128H193ZM204 130V129H203ZM92 131V130H91ZM101 131V130H100ZM106 131V130H105ZM126 131V130H125ZM134 131H132V132H134ZM140 131H141V129H140ZM161 131H158V132H161ZM180 131H182V130H180ZM189 131V130H188ZM210 131V130H209ZM103 132V131H102ZM122 132V131H121ZM120 132V133H121ZM167 133H168V131H166ZM191 132H192V130H191ZM198 132H201V131H198ZM95 133V132H94ZM104 133V132H103ZM107 133H106V135H107ZM125 133H127L128 134V132L126 131ZM148 133V132H147ZM164 133V132H163ZM182 134H183V132H181ZM193 133H194V131H193ZM191 134L190 133V136L191 137H193V135H194V137L193 138H195L196 139V137H198V134L197 135H195V134ZM195 133H197V132H195ZM210 133V132H209ZM90 134V133H89ZM98 135V133H95V135ZM122 134V133H121ZM120 134V135H121ZM142 134V133H141ZM174 134V133H173ZM94 134L92 135V132H91V143H93L92 141H94L95 140V136ZM101 135V134H100ZM110 135V136H109ZM165 136H166V134H164ZM172 134H170V136H171ZM187 135H189V134H187ZM88 136V135H87ZM93 136H95V137H93ZM105 136V135H104ZM103 135H102V137H104ZM124 136V135H123ZM149 136H151V135H149ZM149 136H147L148 137V139H149ZM155 136V135H154ZM168 136V135H167ZM166 136V137H167ZM177 136V135H176ZM182 136V135H181ZM185 136V135H184ZM99 137H101V136H98L97 138H96V140L99 138ZM121 137V136H120ZM130 137V136H129ZM157 137V140L159 139V141H155V142H159L157 145H159L160 144V142H162V139L161 138H159L158 136H156ZM164 137V136H163ZM186 137V136H185ZM185 137H183V138H181V139H183V141L184 140H186L187 141V139L185 138ZM88 139L90 138V137H87ZM123 138V137H122ZM127 138V137H126ZM154 138V137H153ZM210 138V140H208ZM264 138V137H263ZM107 139H109V138H107ZM111 139V138H110ZM128 139V138H127ZM131 139V138H130ZM155 140H156V138H154ZM161 139V140H160ZM164 139H166V138H164ZM178 139H180V138H178ZM189 139H190V137H189ZM247 139H248V141H247ZM102 140V139H101ZM112 140H110V141H112ZM129 140V139H128ZM135 140V139H134ZM153 140V139H152ZM191 140V139H190ZM86 141H88V140H86ZM150 141H151V139H150ZM154 141V140H153ZM153 141H151V142H153ZM186 141H184V142H186ZM192 141H197V140H194V139H192ZM209 141V143L210 144H206L207 142ZM245 141V142H244ZM100 141L98 140V143H99ZM104 142V141H103ZM113 142V141H112ZM125 142V141H124ZM135 142H136V140H135ZM138 143H139V141H137ZM136 142V143H137ZM145 142V141H144ZM150 142V143H151ZM184 142H182V143H184ZM108 143H109V141H108ZM123 143V142H122ZM134 143V142H133ZM180 143V142H179ZM189 143V142H188ZM260 143H262V144H260ZM89 144V143H88ZM109 144H111V143H109ZM130 144H131V140H130ZM152 144H154V143H152ZM156 144V143H155ZM154 144V145H155ZM168 144V143H167ZM172 144V143H171ZM170 144V145H171ZM194 144H195V142H194ZM194 144H193V146H194ZM80 145V144H79ZM86 145V144H85ZM102 145H108L107 143H106V140H105V142H104V144H102ZM126 145V144H125ZM145 145V144H144ZM161 145H164V143H162ZM169 145V146H170ZM174 145V144H173ZM207 145V146H206ZM101 145H100V143H99V147H100ZM113 146V145H112ZM120 146H123V145H121L120 144ZM120 146H118V147H120ZM134 146H136V148L138 149L139 147H140V145L139 144H135ZM143 146V145H142ZM165 146H166V143H165ZM164 146V147H165ZM172 146V145H171ZM171 146L169 147V148H171ZM201 146V145H200ZM225 146H227L228 148H224ZM88 147V146H87ZM89 147H90V145H89ZM110 147V146H109ZM109 147H108V149H109ZM144 147V146H143ZM143 147H142V149H143ZM147 147V146H146ZM145 147V148H146ZM157 147V146H156ZM159 147V146H158ZM163 147V148H164ZM166 147H168V145L166 146ZM180 147V146H179ZM181 147H186V146H182L181 145ZM194 147H196L197 148V145H195ZM202 147H204V145L202 144ZM202 147H200V148H202ZM231 147H233V148H231ZM101 148V147H100ZM99 148V149H100ZM110 148H112V147H110ZM122 148V149H121ZM125 146H123V147H120V149L122 150V151H124L125 150ZM130 148H132V147H130ZM135 148V149H136ZM144 148V149H145ZM154 148V147H153ZM162 148V147H161ZM162 148V149H163ZM168 148V149H169ZM178 147H173L172 149L173 150H175V151H179L180 153L178 154L177 152V154L178 155H181V157L180 156H178L177 157V155L175 156L174 154H176L175 152H173V155H171L170 154V152L168 151V149L166 148V150H167V156L170 154L172 157H177V158H186L185 156L186 155H184V152L185 153H187V151H186V149H185V151L183 152L182 150H184V149H182V150H178L177 149ZM190 149H191V147H189ZM188 148V149H189ZM231 148V149H230ZM238 148H236V150L238 149ZM242 148H241V150H242ZM86 149V148H85ZM94 149V148H93ZM128 149V148H127ZM126 149V150H127ZM134 149V150H135ZM147 149V148H146ZM145 149V150H146ZM151 149V148H150ZM157 149V148H156ZM155 149V150H156ZM187 149V150H188ZM189 149V150H190ZM192 149H194V148H192ZM230 149V150H229ZM79 150V149H78ZM87 150V153H88V150H90V148L88 149H86ZM119 150V149H118ZM125 150V153L127 152L128 153V151L129 150H127L126 151ZM132 150H133V148H132ZM131 150V152H132V155L134 154L133 153V151ZM139 151H140V149H138ZM149 150V149H148ZM158 150H160V148H158ZM165 150V149H164ZM165 150V151H166ZM171 150V149H170ZM235 150V151H236ZM240 150V149H239ZM240 150V151H241ZM85 151V150H84ZM100 151H101V149H100ZM138 151V152H139ZM143 152H145V153H141V155L139 154V159H138V161H137V159L135 160V161H137V162H139V160L141 161V163L142 162H145L146 164H148L147 163V161H148V159H149V161H150V159H152V163L155 165V162H156V164H158L159 166H160V168L159 169H156V170H161L162 169V167L167 163L166 161L167 160H169L170 159V157H169V159H168V157H167V160L165 161L166 163L164 164L163 162H164V160L166 159V157H164L165 155H163V152L165 153V151H161L160 153V156H162L163 157V161L161 160V159H159L158 161H159V163L161 162L162 164H163V166H162V164L160 163H157L158 161L156 160V159H158V158H155L153 155H152V151L150 152V151H144V150H142ZM182 151V152H181ZM192 151V150H191ZM190 151V152H191ZM240 151H238V153L240 152ZM82 151H80V153H81ZM118 152V151H117ZM169 152V153H168ZM196 152V151H195ZM194 152V153H195ZM202 152V151H201ZM227 152H225L224 153V155H227L228 153ZM245 152V151H244ZM82 153H84V152H82ZM86 153V152H85ZM90 153V152H89ZM88 153V154H89ZM96 153V152H95ZM98 153H99V151H98ZM115 153V152H114ZM140 153V152H139ZM156 153V152H155ZM154 153V154H155ZM159 153V152H158ZM172 153V152H171ZM182 153V154H181ZM197 153V152H196ZM203 153V152H202ZM227 153V154H226ZM88 154H86L87 156H88ZM92 153H90L89 155H91ZM122 154V157H121V159H120V161L122 160V158H123V156H126L125 158L130 162V159L132 158V155L130 154V153H128V154H130V155H125L124 153H121ZM157 154V153H156ZM189 154V153H188ZM188 154H187V156H188ZM229 154V155H230ZM240 154H243V153H241L240 152ZM239 154V155H240ZM257 156H256V155ZM82 155V154H81ZM117 154H115V157H117L116 156ZM136 155V154H135ZM197 155H200V153L199 154H197ZM204 156H206L205 155V153L203 154ZM243 155V156H244ZM255 155V156H254ZM118 156H119V154H118ZM128 156H130V157H128ZM146 156H149L148 158L146 157ZM158 157H159V154L157 155ZM235 156V155H234ZM234 156H232V158L231 157H228V156H226V157H228L229 159L231 158V159H233V157ZM237 156V155H236ZM242 156V157H243ZM120 157V156H119ZM135 156L133 155V158H134ZM145 157V158H144ZM162 157H160V158H162ZM171 157V158H172ZM193 157L194 156H192L191 157V159L189 160V161H187V162H189L190 163V165H191V161H193L194 159H193ZM195 160H197L198 158H197V156L195 155ZM224 157V158H223ZM242 157H240L239 156V158H242ZM246 158H248L247 156H245ZM245 157H243V160H244V158ZM130 158V159H129ZM136 158V157H135ZM147 158V159H146ZM199 158H200V156H199ZM202 159H203V157H201ZM200 158V159H201ZM204 158H206V157H204ZM236 158V160H238L239 158H238V156L237 157H235ZM238 158V159H237ZM113 159V160H112ZM116 159V161L118 160V157L117 158H115ZM228 159V160H229ZM230 159V160H231ZM108 160V161H109ZM132 160H134V159H131V162H133L134 163V165H136V163L137 162H134V161H132ZM147 160V161H146ZM156 160V161H155ZM161 160V161H160ZM173 160V159H172ZM174 160H176V159H174ZM173 160V161H174ZM204 160V159H203ZM227 160V159H226ZM234 160V162H235V164H236V161H235V159H233ZM233 160H232V162H233ZM242 160V161H243ZM252 160V159H251ZM119 161V160H118ZM122 161H125V160H122ZM128 161L126 162L127 164H128ZM148 161V162H149ZM170 161V160H169ZM198 161V160H197ZM196 161V162H197ZM202 161V160H201ZM212 161V160H211ZM218 161V160H217ZM241 161V160H240ZM241 161V162H242ZM245 161H247L248 163L249 162H251L250 161V159L248 158V159H245ZM245 161H243V162H245ZM122 163V164H125V166H126V163ZM130 162V163H131ZM214 162V161H213ZM213 162H210V163H213ZM229 162V161H228ZM242 162V163H243ZM119 163V162H118ZM129 163V164H130ZM133 163H131L132 164V167H133ZM141 163H139V166H141L142 167V165H144V163L143 164H141ZM151 163V162H150ZM149 163V165H151ZM198 163V162H197ZM196 163V164H197ZM200 163V162H199ZM216 163V164H217ZM225 163V162H224ZM238 163V162H237ZM242 163H239L238 165H241L240 167H242ZM247 163V164H248ZM254 163H253V165H254ZM111 164V163H110ZM113 164V163H112ZM111 164V165H112ZM116 164L117 163H115V165L113 166V167H116ZM129 164L127 165V169H129L128 168V166H129ZM130 164V165H131ZM146 164L144 165V166H146ZM170 164H171V162H170ZM170 164H169V170H170ZM174 165H177V162L176 163H173ZM172 164V165H173ZM180 164V163H179ZM178 164V165H179ZM184 163H182V165H183ZM194 164V163H193ZM206 164H207V162H206ZM215 164V163H214ZM220 164V165H219ZM223 164V163H222ZM226 164V163H225ZM234 164V163H233ZM244 164V163H243ZM250 164V163H249ZM119 164H117V167L119 168V167H121V165H119ZM149 165H147L148 167H151V166H153V165H151V166H149ZM173 165V166H174ZM178 165H177V168L176 169H178ZM182 165H181V167H182ZM185 165V164H184ZM183 165V169H185V166ZM188 165V164H187ZM186 165V166H187ZM195 165V164H194ZM210 165V164H209ZM237 165V166H238ZM157 166V165H156ZM165 166H167V165H165ZM164 166V167H165ZM199 166V165H198ZM197 165H195V167H198ZM204 166V165H203ZM202 166V167H203ZM234 166H236V165H232V167H234ZM244 166H247V165H243V167ZM254 166V167H255ZM113 167L111 168V166H110V168L109 169H113ZM122 167H124L123 165H122ZM121 167V168H122ZM130 168H131V166H129ZM136 167V166H135ZM135 167H133V168H131V169H134L135 170ZM137 167H138V165H137ZM179 167H180V165H179ZM188 167V166H187ZM187 167H186V170H187ZM190 167V166H189ZM195 167L193 166V168H192V170L191 171H193V170H195ZM200 167H201V163H200ZM206 167H208L209 168V166H208V164H207V166ZM213 167V169L215 168L214 166H213V164H212V166H210V168H209V170H212L213 171V169H211ZM239 167V166H238ZM242 167V168H243ZM145 167H143V169H144ZM152 168V167H151ZM157 168V167H156ZM174 168H175V166H174ZM207 168V169H208ZM231 168V167H230ZM247 168V167H246ZM256 168V167H255ZM126 169V168H125ZM124 168H123V170L124 171H126ZM139 169V168H138ZM137 169V170H138ZM141 169V168H140ZM139 169V170H140ZM155 169V168H154ZM153 169V170H154ZM163 169H165V168H163ZM162 169V170H163ZM181 169V168H180ZM203 169V168H202ZM204 169H205V167H204ZM216 169H218L217 170V172L216 173H218L219 171L221 172L220 174L222 175V173L224 174V172H222V171H224V169H222V171H221V168L219 169V167L218 168H216ZM226 169H228L229 170V167L228 168H226ZM110 170V171H111ZM116 170V169H115ZM136 170V171H137ZM142 170V169H141ZM155 170V171H156ZM189 168H188V172H185L184 170V172L185 173H183V174H185L186 175V173L188 174L189 173ZM247 170V169H246ZM114 171V170H113ZM144 171H147V169H144ZM143 170H142V172L143 173H145V174H143V175H145V178H144V183H145V185H146V189H147V187H149L148 189V194L150 193V191H152V194H153V196H152V194L150 195H148V196H152V201L154 200V201H156V200H158V199H154V194L155 195H162V194H160V193H162L163 191H162V188H163V186H162V188H161V191H158V189H157V184H156V186L154 185V182L153 181H155L154 179L155 178H153V181L150 179V178H152L151 176H153V175H150V173H146V172H144ZM149 171H152V170H150L149 169ZM177 171H179V170H177ZM190 171V172H191ZM206 171H208V170H206ZM215 171V170H214ZM227 171V170H226ZM235 171V170H234ZM234 171H233V173H234ZM248 171V170H247ZM247 171H243V172H247ZM134 172V171H133ZM132 171H131V173H133ZM154 172V171H153ZM152 172V173H153ZM161 174H162V171H159ZM180 172H182L181 170H180ZM204 172H205V170H204ZM240 171L238 170V173H239ZM241 172H242V170H241ZM243 172H242V174H243ZM115 173V172H114ZM123 173V172H122ZM135 173H137V172H135ZM135 173L134 174H131L132 176L133 175H135ZM172 173V172H171ZM170 173V174H171ZM212 173H214V175L216 174L215 172H210V174H206L207 176H210L211 175V177H212ZM227 173V172H226ZM225 173V175H227L228 176V174H230V173H232V172H229L228 174H226ZM93 174V173H92ZM111 174L113 175V172H111ZM124 174V173H123ZM126 174V173H125ZM125 174H124V176H125ZM139 173H137V180H138V177H140V179L142 178V174L139 176L138 175ZM181 174V173H180ZM180 174H178V175H180ZM197 174V173H196ZM220 174L218 175L219 177H221L220 176ZM241 174V176H243ZM172 175H173V173H172ZM171 175V178H175V180H176V175L175 176H172ZM177 175V176H178ZM191 175V174H190ZM193 175V174H192ZM195 175V174H194ZM203 175V174H202ZM201 175V176H202ZM240 175V174H239ZM249 175V174H248ZM251 175H252V178H253V174L251 173ZM122 176V175H121ZM127 176H129V175H126V177ZM136 176V175H135ZM150 176V177H149ZM154 176H155V174H154ZM162 176V175H161ZM167 176H169V175H167ZM198 176V175H197ZM196 175H195V177H197ZM217 176V175H216ZM217 176V177H218ZM250 176V175H249ZM119 177V176H118ZM126 177H124V178H126ZM131 177V176H130ZM186 177V176H185ZM192 177L193 176H191L190 178L192 179ZM200 177V176H199ZM199 177H198V181H200L201 182V179L204 177H200V180H199ZM211 177H208L209 179L211 178ZM216 177V179L218 180V179H220L219 177L217 178ZM223 177H225L226 178V176H222V179H223ZM246 177V176H245ZM256 177H255V179H256ZM124 178L121 180L120 179V177L118 178V179H120L121 181H123L124 180ZM136 178V177H135ZM143 178L141 179V180H143ZM161 178V177H160ZM165 178V177H164ZM168 178H170V177H168ZM177 178H179V177H177ZM184 178V177H183ZM205 178V177H204ZM213 178V177H212ZM224 178V179H225ZM230 178V177H229ZM227 179L228 181H230V184L231 183H233V181L234 180H232L231 181V178L230 179ZM236 178V177H235ZM238 178V177H237ZM250 178V177H249ZM249 178H248V180H249ZM131 179V178H130ZM130 179H129V181H130ZM185 179V178H184ZM191 179H188L187 180V182L189 181V180H191ZM216 179H212V181H211V183H209L210 185L211 184H215V182L217 181ZM234 179V178H233ZM120 180H118V181H120ZM128 180V177L126 178V181ZM134 180V179H133ZM163 180H165V179H163ZM162 180V181H163ZM172 180V179H171ZM171 180H169V179H167V180H165V181H169V184L168 185H170L171 183ZM174 180V181H175ZM195 180V179H194ZM193 180V181H194ZM203 180V179H202ZM216 180V181H215ZM257 180V179H256ZM140 181V180H139ZM162 181H161V183H162ZM177 182H180V180L178 181V180H176ZM181 181H182V179H181ZM197 181V180H196ZM213 181H215V182H213ZM236 181H237V179H236ZM235 181V182H236ZM239 181V180H238ZM241 181V180H240ZM239 181V182H240ZM253 181H255V180H253ZM104 182V181H103ZM128 182V181H127ZM132 182V181H131ZM138 182V181H137ZM156 182V181H155ZM184 182V184L186 185V183H185V181H183ZM190 182V181H189ZM203 182V181H202ZM213 182V183H212ZM219 182H224V183H226L224 180H222L221 181V179H220V181ZM216 183V184H218L219 185V187L220 186H222V184L224 185V183ZM246 182H247V180H246ZM245 182V183H246ZM260 182V181H259ZM116 183V182H115ZM119 183L120 182H118V185H119ZM125 184L126 182H122L121 184ZM140 183V182H139ZM144 183H141V184H144ZM157 183H159L158 185H160L161 183L160 182H157ZM174 183V182H173ZM172 183V184H173ZM203 183H205V182H203ZM229 183V182H228ZM238 183V182H237ZM236 183V184H237ZM102 184V183H101ZM120 184V185H121ZM128 184H132V183H128ZM127 184V185H128ZM165 184V183H164ZM167 184V183H166ZM171 184V185H172ZM183 184V183H182ZM183 184V185H184ZM201 184V183H200ZM199 184V185H200ZM239 184V183H238ZM237 184V185H238ZM259 184V183H258ZM257 184V185H258ZM120 185H119V187H120ZM163 185V184H162ZM170 185V186H171ZM182 185V186H183ZM185 185H184V187H185ZM188 185V184H187ZM189 185H192V184H189ZM198 185V186H199ZM205 184H203V186H204ZM227 185L228 184H225L224 186H226V187H223V188H227ZM236 185V186H237ZM243 185V184H242ZM241 185V186H242ZM245 185V184H244ZM255 185V184H254ZM264 185V184H263ZM103 186V185H102ZM122 186V185H121ZM125 186V185H124ZM123 186V187H124ZM132 186V185H131ZM130 186V187H131ZM140 186H142V185H140ZM166 186V185H165ZM181 185H179V187L178 188H180V191H182V193H185L186 195H193L195 198L194 199H197V200H192V199H190V200H192V201H194V203H195V201H198V199L200 200L201 198H200V194L199 193H197V192H199L197 189H198V186H196L197 187V189L193 186V187H191V189L190 188H188V186L186 187L187 189H184V187L183 188H181L182 187ZM201 186V185H200ZM213 186V185H212ZM229 186V185H228ZM233 186H235V185H233ZM104 187V186H103ZM116 187V186H115ZM118 187V186H117ZM123 187H121V188H123ZM160 186H158V188H159ZM169 187V186H168ZM202 187V186H201ZM205 187H207V188H209V187H211V186H209L208 184L205 186ZM205 187H203L204 189H206ZM214 187V186H213ZM237 187H240V186H237ZM237 187H235V188H237ZM255 187V186H254ZM257 187H260L259 185L257 186ZM262 187V186H261ZM100 188H102V187H100ZM106 188V187H105ZM108 188H109V186H108ZM114 188V187H113ZM126 188L127 187H124V190H126ZM132 188V187H131ZM131 188H130V192H128L129 190H127V192H125L123 189V191L125 192V193H127V195L129 196L130 195V193L132 194V191H131ZM141 188V187H140ZM143 188H144V185H143ZM143 188H141L142 190H143ZM170 188V187H169ZM192 188H195L196 189V193L197 194H199V195H196V196H198V198H196V196L194 195V193H195V190H192ZM200 188V187H199ZM203 188H201V189H203ZM242 188V187H241ZM248 188H249V186H248ZM264 188V187H263ZM127 189H129V188H127ZM134 189H135V187H134ZM164 189V188H163ZM182 189V190H181ZM190 189V190H189ZM215 189V188H214ZM222 189V188H221ZM228 189V188H227ZM254 189V188H253ZM259 189V188H258ZM261 189V188H260ZM259 189V190H260ZM135 190H137V189H135ZM140 190V189H139ZM138 190V193H140V191ZM144 190H145V188H144ZM208 190V189H207ZM207 190H205V191H207ZM213 190V189H212ZM234 190V189H233ZM246 190H249V189H247L246 188ZM245 190V191H246ZM255 190L256 191H253L254 192V194L257 196V195H259L260 197L262 196V192H260V194H257V193H259V191L256 189V187H255ZM171 191H173V190H171ZM175 191V190H174ZM179 191V193L178 194H181V192ZM194 191V192H193ZM210 191V190H209ZM208 191V192H209ZM258 191V192H257ZM263 191V190H262ZM112 192V191H111ZM114 192V191H113ZM134 192V191H133ZM165 192H167V189L163 192V194H166ZM176 192V191H175ZM177 192H178V190H177ZM203 192V191H202ZM212 192V191H211ZM210 192V193H211ZM219 192V190L217 191V193ZM241 192V191H240ZM239 192V195H241L242 193H240ZM242 192H244V191H242ZM248 192V191H247ZM251 192V190L249 191V193ZM253 192L252 193H250V195H249V197L253 194ZM118 193V192H117ZM138 193H136V194H138ZM146 193V192H145ZM144 193V195H146L147 196V193L145 194ZM170 193L171 192H168V194L169 195H167L166 194V196H169V198L168 197H166V198H168V199H170ZM205 193V192H204ZM220 193V192H219ZM218 193V194H219ZM231 193V192H230ZM120 195H122L123 196V194H121V193H119ZM172 194H174L173 192H172ZM171 194V195H172ZM177 193L176 194H174V197H176L177 198V196H179ZM215 193H213V195H214ZM221 194V193H220ZM233 194H235V193H233ZM232 194V195H233ZM245 194V193H244ZM112 195V194H111ZM126 194H125V196H127ZM175 195H177V196H175ZM185 195V196H186ZM231 195V196H232ZM235 195H238V193H236ZM114 196V195H113ZM112 196V197H113ZM116 196V195H115ZM121 196V197H122ZM125 196H123V198H120V196H118V198H119V201H121V206H122V203H124V202H122L123 200L122 199H124L125 198ZM127 196V197H128ZM133 196H135V193H134V195H132V196H129L128 198H131V197H133ZM136 196H138V195H136ZM143 196V195H142ZM158 196V198H159V200L163 203L164 201L165 202H170L169 204L171 205V207H168V208H170L171 210H174L175 211V209L177 208V206H175V204H177V203H179V205L178 206H182V209H183V211L186 209V207H187V204H186V206L184 205V202L183 201H185L184 199H182V198H180V199H182V200H180V201H182L183 202V205L181 204L180 205V202L178 201V199L176 200V201H178L177 203H175V204H173V206H172V204H171V202L173 201L174 202V200H172V199H170V201L168 200V201H166L165 199H164V201L163 200H161V197H163V195L162 196H160L159 197ZM165 196V195H164ZM181 196H183V195H181ZM184 196V197H185ZM201 196H203V194H201ZM204 196H206V193L204 194ZM207 196H209L208 194H207ZM206 196V197H207ZM210 196H212V193L210 194ZM209 196V197H210ZM218 196V195H217ZM234 196V195H233ZM243 196L244 195H242V199H243ZM256 196H254L253 195V197H255L257 200H258V198L260 199L259 200V202L261 201V199L263 200V198H264V196H263V198H260V197H256ZM156 197V196H155ZM187 197V196H186ZM189 197V196H188ZM188 197H187V199H188ZM205 197V198H206ZM221 198H220V200H223V199H225V198H223V193H222V196H220ZM226 197H228L227 195H226ZM246 197V196H245ZM248 197V198H249ZM114 198V197H113ZM116 198V197H115ZM114 198V200H116ZM138 198H140V197H138ZM137 198V199H138ZM190 198H192V197H190ZM204 197H202V199H203ZM213 198V197H212ZM212 198H210V199H212ZM217 198V197H216ZM231 198H234V197H231ZM237 198H240V196H238ZM121 199V200H120ZM132 199H134V203H138L137 201H135V199L136 198H132ZM131 199V200H132ZM140 199H142V197L140 198ZM144 199V198H143ZM147 199H149L148 197L146 198V201H147ZM151 199H149L148 201H150ZM219 199V198H218ZM230 198H228V200H229ZM245 199V198H244ZM249 199H252V198H249ZM254 199V198H253ZM112 200V199H111ZM126 200V199H125ZM129 201H130V199H128ZM189 200V199H188ZM230 200H232V199H230ZM235 200H236V197H235ZM234 199H233V202L235 201ZM239 200V199H238ZM241 200V199H240ZM246 200V199H245ZM113 201V200H112ZM140 201H142V200H140ZM160 201H156V203L158 204H155V202H154V205H157V206H161V207H163V205H165V203H163V204H161L160 205ZM204 201H206L205 199H203V201H201V202H204ZM215 201H217V200H215ZM214 201V202H215ZM224 201H226V199L224 200ZM254 202H255V199L253 200ZM115 202V201H114ZM118 201H116V203H117ZM125 202H127V201H125ZM132 203H133V201H131ZM187 202V200L185 201V203ZM188 202H190V201H188ZM209 202V201H208ZM249 202V201H248ZM252 202V201H251ZM259 202H256V205L258 206V203ZM143 203V202H142ZM193 203V202H192ZM192 203H189V204H192ZM198 202H196V204H197ZM199 203H200V201H199ZM210 203V202H209ZM222 203V202H221ZM246 203V202H245ZM261 203V202H260ZM119 204V203H118ZM127 204V203H126ZM131 204V203H130ZM152 204H153V202H152ZM151 204V202H150V204L148 203V207L151 209L153 206H151L152 205ZM202 204V203H201ZM204 204H208V203H204ZM216 204H218L217 202H216ZM225 204V203H224ZM240 204H242V203H240ZM255 204V203H254ZM135 205V204H134ZM142 205V204H141ZM141 205H139V207L141 206ZM198 205V204H197ZM220 205H222V204H220ZM220 205L218 206V207H220ZM228 205V204H227ZM242 205H244V204H242ZM246 205H247V203H246ZM246 205H245V207H246ZM256 205H254L253 207H256ZM118 206V205H117ZM131 206H133L132 204H131ZM142 206H144V205H142ZM147 206H146V208H147ZM151 206V207H150ZM165 206H168V204L167 205H165ZM164 206V207H165ZM199 206V205H198ZM205 206V207H204ZM202 205V207H204L205 208V211H207V215H210V216H212L209 212H208V210L210 209H207L206 210V206L207 205ZM211 206V205H210ZM226 206V205H225ZM229 206H231V204L229 205ZM249 206H251V205H249ZM120 207V206H119ZM135 207H137V205L135 206ZM135 207L134 208H131V209H134L135 210ZM155 207V206H154ZM159 208L158 207V211H159V209H163V208ZM172 207H173V209H172ZM176 207V208H175ZM184 207V208H183ZM192 207V206H191ZM195 206H193L192 208H189V206L187 207L189 210L191 209H193ZM227 207V206H226ZM226 207H225V209H226ZM238 207V206H237ZM237 207H235V209L237 208ZM244 207V208H245ZM252 207V206H251ZM258 207H260V205L258 206ZM138 208V207H137ZM142 208V207H141ZM144 208H145V206H144ZM155 208H157V207H155ZM175 208V209H174ZM207 208H208V206H207ZM221 208V207H220ZM224 208V207H223ZM222 208V209H223ZM234 207H232V209H233ZM243 208V207H242ZM120 209V208H119ZM118 209V210H119ZM150 209H146L145 210V212L147 211V210H150ZM153 209V208H152ZM151 209V210H152ZM166 209H167V207H166ZM181 209V208H180ZM181 209V210H182ZM188 209H186L185 211L186 212H190ZM197 209V207L194 209V210H192L191 212H193V213H196V210ZM214 209V208H213ZM227 209H229L228 207H227ZM235 209H233V212L234 213H236L237 214V216H239L240 214L243 216V214L245 213V212H247L246 211V209H242V210H245V211H243L242 213H240L241 212V207H240V211L238 212V211H236L235 212ZM238 209V208H237ZM249 209H251V210H253L252 208H250L249 207ZM257 209V208H256ZM150 210V211H151ZM165 210V209H164ZM163 210V211H164ZM170 210V211H171ZM178 209H176V211H177ZM181 210L179 211V215H180V218H179V221H180V219H182L181 221H183V219L184 218H181ZM188 210V211H187ZM202 210V209H201ZM211 210V209H210ZM230 210H231V208H230ZM257 210H259V212L261 211L260 209H257ZM138 211H140L141 212V210H137V212ZM148 212V213H151V212ZM153 211V210H152ZM154 211H156V210H154ZM167 211L168 210H165V212L163 213V214H166L167 213ZM170 211H168V212H170ZM183 212V213H186V212ZM249 211V210H248ZM255 211V210H254ZM129 211H127L126 212V214L128 213ZM131 212V211H130ZM129 212V213H130ZM136 211L135 212H133V213H137ZM157 212V211H156ZM156 212H154L155 214H157ZM161 212V210L158 212V213H160ZM191 212H190V214H188V215H190L191 216ZM240 213V214H238V213ZM257 212V211H256ZM128 213V214H129ZM139 213V212H138ZM137 213V214H138ZM142 213V212H141ZM178 213V212H177ZM177 213H173L174 214V216L177 214ZM192 213V214H193ZM197 213H198V211H197ZM197 213L196 214H194V216L195 215H197ZM199 213H202L201 211L199 212ZM203 213H204V210H203ZM209 213V214H208ZM212 213V212H211ZM219 213V212H218ZM223 213V212H222ZM224 213H226V212H224ZM228 213V212H227ZM127 214V215H128ZM140 214V213H139ZM151 214H153V213H151ZM155 214H154V216H152V217H155ZM162 214V213H161ZM170 214L171 215H173L172 214V211L170 212ZM204 214H206V213H204ZM231 214V213H230ZM229 213H228V215H230ZM248 214V213H247ZM261 214H262V212H261ZM264 214V213H263ZM127 215H125V217L127 216ZM136 214H134V215H132L131 214V216H135ZM141 215V214H140ZM140 215H138V216H140ZM142 215H144L145 216V214H142ZM141 215V216H142ZM148 214H146V216H147ZM158 215V214H157ZM156 215V216H157ZM160 215V214H159ZM167 215V214H166ZM166 215H163V218H164V216H166ZM184 215H187V214H184ZM201 215V214H200ZM219 215V214H218ZM217 215V216H218ZM221 215V214H220ZM253 215V214H252ZM257 215V214H256ZM131 216H129V217H131ZM149 216H151V215H149ZM149 216H147L148 217V219L150 218ZM168 216V215H167ZM178 216V215H177ZM199 216V215H198ZM216 216V215H215ZM215 216H213V217H215ZM233 215H231V217H232ZM242 216H241V218H242ZM254 216V215H253ZM264 216V215H263ZM125 217H123V218H125ZM158 217V216H157ZM156 217V218H157ZM179 217V216H178ZM184 217V216H183ZM189 217V216H188ZM196 217V216H195ZM200 217V216H199ZM208 217V216H207ZM249 217V216H248ZM248 217H246V218H248ZM120 219L121 221H123L124 219ZM126 218H128V217H126ZM126 218H125V221L128 223V220H129V223H131V221L134 223L135 222V220L133 221V220H131L130 221V219L132 218H130V219H128V220H126ZM139 218V217H138ZM144 218V217H143ZM160 218H161V216H160ZM171 218V217H170ZM174 218V217H173ZM187 218V217H186ZM185 218V219H186ZM192 219H193V216L191 217ZM224 218V219H223ZM222 218V216H221V219H223V220H225V217H223ZM229 218V217H228ZM227 218V220H228V223H224V221L221 223V222H218V226H217V228L219 227H221L220 228V230L219 231H221V232H224V231H222L223 230V228L225 229L226 228V230L227 229H232L233 230V226L234 225H236V224H234L233 226H231V224H230V222H231V220L229 221V219ZM237 218V217H236ZM243 218H245V215L243 216ZM144 219H146V218H144ZM151 219V218H150ZM154 219V218H153ZM158 220H159V218H157ZM196 219H198L197 217H196ZM196 219H195V221H196ZM200 219H202V220H200ZM199 220L200 221H198L197 223H194L192 226H190L189 227V229L188 230H190V231H188V232H191V235L192 236H194V235H196L197 236V234H199V235H201V233H204L203 232V230L206 228V230H207V228L208 227H204L208 222H206L205 221V219H203V217L202 218H200ZM211 219V218H210ZM215 219V218H214ZM220 219V220H221ZM259 219V218H258ZM143 220V219H142ZM158 220H156L157 222H158ZM168 221L170 220V219H167ZM171 220L173 221L174 219H172L171 218ZM177 220H178V218H177ZM188 220H191V219H189L188 218ZM194 220V219H193ZM192 220V223L194 222ZM206 220H208V219H206ZM218 220V219H217ZM217 220H216V223H217ZM219 220V221H220ZM227 220H225L226 222H227ZM244 220V219H243ZM245 220H247V219H245ZM244 220V221H245ZM124 221V222H125ZM141 221V220H140ZM139 221V222H140ZM150 221V220H149ZM155 221V220H154ZM154 221H153V223L152 224H154V226H155V223H154ZM160 221V220H159ZM175 221H176V218H175ZM239 221H241V219L239 220ZM243 221V222H244ZM249 221V220H248ZM251 221V220H250ZM264 221V220H263ZM125 222V223H126ZM141 222H143V221H141ZM161 222H162V220H161ZM161 222H159V223H161ZM247 222V221H246ZM245 222V224L244 225H247V224H250V223H246ZM255 222V221H254ZM125 223H123V224H125ZM138 223V222H137ZM144 223H146V222H144ZM148 223V222H147ZM169 223H172L171 221L169 222ZM192 223H190V224H192ZM212 223V222H211ZM214 223V222H213ZM215 223V224H216ZM234 223H235V220H234ZM260 223V222H259ZM258 223V224H259ZM262 223H264V222H262ZM261 223V224H262ZM114 224H116V223H114ZM164 224V223H163ZM166 224V223H165ZM180 224V223H179ZM179 224L177 223V225L179 226ZM184 224V223H183ZM182 224V225H183ZM186 224V223H185ZM189 224V225H190ZM233 224V223H232ZM133 225V224H132ZM135 225V224H134ZM137 225V224H136ZM166 225H168V224H166ZM174 225H176V224H174ZM181 225V224H180ZM181 225V227L179 226V228H181V229H183V226ZM211 225V224H210ZM217 225V224H216ZM224 225V226H223ZM226 225V226H225ZM239 225H242L241 223L239 224ZM254 225V224H253ZM260 225V224H259ZM259 225H258V227H259ZM115 226V225H114ZM145 226H147V225H145ZM144 226V227H145ZM152 227L151 226V224L150 225H148V227ZM158 226H159V224H158ZM163 226V225H162ZM169 227L171 226L170 224L168 225ZM177 226V227H178ZM185 226V225H184ZM208 226V225H207ZM212 226L213 225H211V226H209V228L211 227V230H212ZM237 226V225H236ZM248 226V225H247ZM122 228H120V230L121 229H123V230H117L119 233H118V235H117V231H116V229H115V232H114V236H115V233H116V235L117 236H115L117 239L115 240V238H114V240L116 241V243H115V241H114V243L116 244V246H115V251L120 255L119 257H118V259L119 260H121V262H122V264H144L145 263V261L147 260V258H149L150 256H151V252L153 251V249L152 248H154V247H156V246H159V244L162 242V241H160L161 239H162V237H161V235L163 236V242H164V240L166 241V243L168 242V244H169V246H172L173 244H172V242H174V240L172 239V238H175V236H172V231L170 232V233H172V234H169V233H166L165 232V230H164V232L162 233V234H160L159 232H161L162 230H160L159 232H156L155 233V231H153V232H151V230H152V228H151V230L150 231H147V232H139V228L138 227H136V228H134L135 226H131V225H128V227L127 226H125V227H127L126 229H124V226H121ZM157 227V225L155 226V228ZM167 227V226H166ZM187 227V226H186ZM216 227V226H215ZM235 227V226H234ZM242 227H245V226H242ZM249 227H251V225L249 226ZM142 228V227H141ZM158 228V227H157ZM188 228V227H187ZM218 228V229H219ZM247 228V227H246ZM260 228H264V226L263 227H260ZM144 229H146V228H144ZM148 229V228H147ZM167 229V228H166ZM213 229H214V227H213ZM237 229H239V231H241L240 230V228H237ZM248 229H251V228H248ZM142 230V229H141ZM156 230H158V229H156ZM179 230V229H178ZM206 230H205V232H206ZM209 231H210V229H208ZM207 230V231H208ZM246 231H247V229H245ZM252 230V229H251ZM253 230H255V229H253ZM259 230V229H258ZM261 230V229H260ZM123 231V232H122ZM185 231H187V230H185ZM218 231V230H217ZM229 231V230H228ZM262 231H264V230H262ZM175 232V231H174ZM187 232V233H188ZM212 232V231H211ZM227 232V231H226ZM233 232H235L234 230H233ZM238 232V231H237ZM243 232V231H242ZM253 232V231H252ZM261 232V231H260ZM54 233V232H53ZM159 233V234H158ZM186 232H184V230H183V234H185ZM215 233V232H214ZM229 233V232H228ZM227 233V234H228ZM247 233H249V231L247 232ZM256 233V232H255ZM157 234V235H156ZM190 234V233H189ZM205 234V233H204ZM203 234V235H204ZM207 234H210V232L209 233H206V235ZM223 234V233H222ZM224 234L226 235V236H228L225 232H224ZM174 235H176V237H178L179 235L178 234H174ZM178 235V236H177ZM188 235V234H187ZM212 235V234H211ZM219 235H220V232H219ZM242 235H245L244 233L242 234ZM250 235V234H249ZM252 235H254V237H255V235L256 234H251V236ZM257 235H258V233H257ZM256 235V236H257ZM260 235H262V234H259L258 235V237L260 236ZM52 236H53V234H52ZM51 236V237H52ZM208 236H210V235H207V237ZM214 236V235H213ZM213 236H211V237H213ZM224 235H222V237H223ZM246 236H247V234H246ZM245 236V237H246ZM97 237V236H96ZM96 237H95V239H96ZM199 237V239H200V237L201 236H198ZM197 237V238H198ZM216 237V236H215ZM219 237V236H218ZM229 238L231 237L232 238V235L231 236H228ZM228 237L225 239V240H227L228 239ZM248 237V236H247ZM253 237V236H252ZM253 237V238H254ZM258 237L256 238V239H258ZM53 238V237H52ZM99 238V237H98ZM180 238L182 239V236H180ZM54 239V238H53ZM85 239V238H84ZM202 239V238H201ZM206 239H209V238H206ZM215 239V238H214ZM219 239H221V237L220 238H218V241H219ZM223 240H224V238H222ZM260 239V238H259ZM71 240V239H70ZM173 240V241H172ZM183 241H184V239H182ZM195 240H197L196 239V237H195ZM255 240V239H254ZM68 241V240H67ZM72 241V240H71ZM90 241V240H89ZM96 241H97V239H96ZM172 241V242H171ZM186 241V240H185ZM81 242H85L84 240L83 241H81ZM91 242V241H90ZM103 242V241H102ZM162 242V243H163ZM170 242V243H169ZM177 242V241H176ZM191 242V241H190ZM190 242H188V244H190ZM198 242V241H197ZM201 242V241H200ZM203 242H204V240H203ZM209 242V241H208ZM72 243V242H71ZM76 243H78V242H76ZM74 244V246L76 247V245L77 244ZM99 244L98 246V248H102L103 247V244L104 243H101L99 240H98V242H94L93 244ZM165 243V244H166ZM205 243V245H207V242H204ZM213 243H215V242H213ZM227 243V242H226ZM66 244H70V243H66ZM73 244V243H72ZM82 244V243H81ZM114 244V245H115ZM170 244H172V245H170ZM179 244V243H178ZM177 244V245H178ZM184 244V243H183ZM194 244V243H193ZM209 244V243H208ZM67 245V246H68ZM141 245H145V247L147 246V248L149 249V251L147 252L146 250L145 251H143L142 249H141ZM174 245L175 246H177L176 244H175V242H174ZM173 245V246H174ZM182 245V244H181ZM201 245V244H200ZM204 245V244H203ZM218 245H219V243H218ZM226 245V244H225ZM74 246H72L71 244L66 248V249H68V251H69V249L70 250H73V253L75 252V250L77 249V248H74ZM82 248H83V244L82 245H80ZM105 246V245H104ZM108 246V245H107ZM209 246V245H208ZM58 247H60V246H58ZM78 247V246H77ZM87 247V246H86ZM97 247V246H96ZM183 247V246H182ZM182 247H180V249H182ZM187 247V246H186ZM203 247V246H202ZM210 248H211V246H209ZM216 247H217V245H216ZM222 247H224V246H222ZM226 247V246H225ZM63 248V247H62ZM97 248V250H99ZM105 248H106V246H105ZM104 248V249H105ZM108 248V252H110L109 251V247H107ZM106 248V249H107ZM144 248V247H143ZM166 248V247H165ZM173 249H175L174 247H172ZM177 248V247H176ZM183 248H185V247H183ZM192 248H194L195 250L194 251H196V248L195 247H192ZM64 249V248H63ZM80 249V251H81V248H79ZM96 249V248H95ZM103 249V248H102ZM101 249V250H102ZM146 249V248H145ZM162 249V248H161ZM160 249V250H161ZM164 249V248H163ZM180 249H178L177 248V250H179L180 251ZM209 249V248H208ZM223 249V248H222ZM58 250V249H57ZM61 250V249H60ZM99 250V251H97V255H96V258H98L97 256H103V254H102V252L104 251L105 252V250ZM112 250V249H111ZM152 250V251H151ZM172 250V249H171ZM176 250V249H175ZM221 250V249H220ZM65 251V250H64ZM165 251V250H164ZM179 251H177L178 253H179ZM183 251V250H182ZM182 251H180V252H182ZM191 251V250H190ZM212 251V250H211ZM215 251V250H214ZM217 251V250H216ZM215 251V252H216ZM27 252V251H26ZM61 252H62V250H61ZM72 252V251H71ZM83 252V251H82ZM114 252V251H113ZM157 252V251H156ZM155 252V253H156ZM163 252V251H162ZM168 252V251H167ZM210 252V251H209ZM72 253V254H73ZM153 253V252H152ZM160 253V252H159ZM159 253L157 254V257L159 256ZM164 253V252H163ZM185 253V252H184ZM27 255H26V258H27V256H28V258H27V260H28V264H44L42 261H44V260H41L40 259V257H38V255L37 256H35V254H30L29 252H27L26 253ZM95 254V253H94ZM110 254L111 255H113L111 252H110ZM110 254H106V262H102V264H109V260H110ZM115 254V253H114ZM118 254H116V255H118ZM161 254V253H160ZM165 254V253H164ZM81 255V254H80ZM150 255V256H149ZM163 255V254H162ZM161 255V256H162ZM168 255V254H167ZM182 255V254H181ZM164 256V255H163ZM184 256V255H183ZM193 256V255H192ZM195 256V255H194ZM91 257V256H90ZM95 257V256H94ZM100 257V259L102 260V258ZM113 257V256H112ZM117 257V256H116ZM177 257V256H176ZM181 257V256H180ZM154 258H155V256H154ZM159 258V257H158ZM164 258H166V256H164ZM195 258V257H194ZM105 259V258H104ZM103 259V260H104ZM112 259V258H111ZM116 258H114L112 261H114ZM85 260V259H84ZM98 260H99V258H98ZM100 260V261H101ZM102 260V261H103ZM157 260V259H156ZM167 260V259H166ZM87 261V260H86ZM90 261H92V259L90 260ZM153 261V260H152ZM150 259L148 260V262L150 263V262H152ZM179 261V260H178ZM155 262H162L160 259H158L157 261H155ZM165 262V261H164ZM169 262H171V261H169ZM168 262V263H169ZM112 263V262H111ZM118 263V262H117ZM167 263V262H166ZM182 263V262H181ZM92 264V263H91ZM99 264H101V263H99ZM114 264V263H113ZM116 264V263H115ZM152 264V263H151ZM154 264V263H153ZM156 264V263H155ZM171 264V263H170Z\"/></svg>",
	"mask_w": 264,
	"mask_h": 264
}]
</instances>
